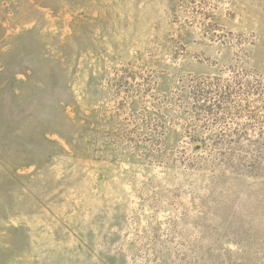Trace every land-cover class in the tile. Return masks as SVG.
<instances>
[{"label":"rangeland","instance_id":"374dc122","mask_svg":"<svg viewBox=\"0 0 264 264\" xmlns=\"http://www.w3.org/2000/svg\"><path fill=\"white\" fill-rule=\"evenodd\" d=\"M0 264H264V0H0Z\"/></svg>","mask_w":264,"mask_h":264}]
</instances>
